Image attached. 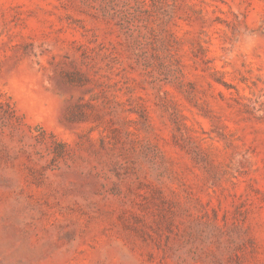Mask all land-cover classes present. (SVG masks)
<instances>
[{"label":"rangeland","instance_id":"374dc122","mask_svg":"<svg viewBox=\"0 0 264 264\" xmlns=\"http://www.w3.org/2000/svg\"><path fill=\"white\" fill-rule=\"evenodd\" d=\"M242 29L259 46L226 60ZM9 131L37 212L0 214V264H98L116 239L140 264H264V0H0Z\"/></svg>","mask_w":264,"mask_h":264},{"label":"clouds","instance_id":"9594fccd","mask_svg":"<svg viewBox=\"0 0 264 264\" xmlns=\"http://www.w3.org/2000/svg\"><path fill=\"white\" fill-rule=\"evenodd\" d=\"M261 42V37L254 31L242 29L236 45L225 54L226 60H234L247 52L255 50ZM27 143H21L19 135L14 132H0V148L8 155L16 156L22 149L27 148ZM22 172L19 168L0 166V184L6 187L8 198L0 205V214L14 217L22 227L36 215L37 210L32 207L24 196L19 195L22 188ZM75 246V242L73 244ZM98 264H140L139 257L130 247L119 239L97 250Z\"/></svg>","mask_w":264,"mask_h":264}]
</instances>
